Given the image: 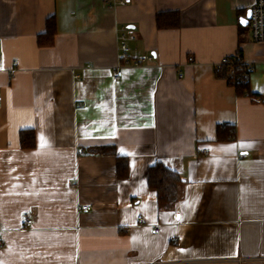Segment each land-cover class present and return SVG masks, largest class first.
Instances as JSON below:
<instances>
[{"label":"crops","instance_id":"crops-1","mask_svg":"<svg viewBox=\"0 0 264 264\" xmlns=\"http://www.w3.org/2000/svg\"><path fill=\"white\" fill-rule=\"evenodd\" d=\"M120 1L0 0V264L264 257V40L241 24L256 1ZM122 32L144 64L115 81ZM239 53L245 96L220 65ZM223 126L236 138L219 140ZM157 163L180 176L174 204L148 186Z\"/></svg>","mask_w":264,"mask_h":264},{"label":"trees","instance_id":"trees-1","mask_svg":"<svg viewBox=\"0 0 264 264\" xmlns=\"http://www.w3.org/2000/svg\"><path fill=\"white\" fill-rule=\"evenodd\" d=\"M157 26L161 28H176L180 25V18L177 12L175 13H161L157 15ZM46 32L39 35V45L40 46H51L54 44L55 34H56V22L54 17H50L46 20ZM242 57L241 54H236ZM222 73L228 79L229 83L236 88L237 94L239 96H245V93L249 95V71L243 69L238 72L239 83L234 84V82L227 76V67L222 66ZM218 139H229L236 138V131L234 127L223 126L218 127ZM21 147L25 149H33L36 146L35 134L31 130H22L20 134ZM127 158L117 159V176L124 179L128 174L129 163H127ZM148 186L151 190L156 191L158 204H174L179 199L181 179L180 176L168 167L163 166L161 163H157L149 168L147 172Z\"/></svg>","mask_w":264,"mask_h":264},{"label":"built area","instance_id":"built-area-1","mask_svg":"<svg viewBox=\"0 0 264 264\" xmlns=\"http://www.w3.org/2000/svg\"><path fill=\"white\" fill-rule=\"evenodd\" d=\"M255 4L251 7V19L249 22L250 30H251V36L252 40L256 43H261L264 40V0H255ZM120 5H125L126 1H120ZM121 43L119 45V56H118V63L119 66L116 68V70L112 74V78L115 81H120L121 78H123L124 69L127 67H140L144 64L143 60H134V62L131 59V48L128 46L126 42V34L123 32L121 33ZM150 59V58H149ZM223 60L220 62L221 66L227 67V76L234 82V84L239 83L238 78V72H241L243 69L250 70V66L246 65L244 63V59L242 57H239L238 55H234L231 57H225L222 58ZM195 61L193 58L188 59V64L191 65ZM1 102V97H0ZM84 211H90L92 208L89 206H82L81 207ZM24 225L27 227H32V220L27 218L24 222ZM156 231L159 230V228H155ZM256 262H263L264 263V257H239L232 260H207V264H227V263H237V264H243V263H256ZM150 264H169V263H150Z\"/></svg>","mask_w":264,"mask_h":264},{"label":"water","instance_id":"water-1","mask_svg":"<svg viewBox=\"0 0 264 264\" xmlns=\"http://www.w3.org/2000/svg\"><path fill=\"white\" fill-rule=\"evenodd\" d=\"M246 17H243L242 19H241V24L243 25V26H248V24H249V22H250V19H251V8L250 9H248L247 10V13H246Z\"/></svg>","mask_w":264,"mask_h":264}]
</instances>
